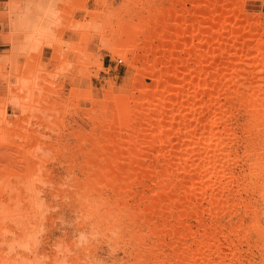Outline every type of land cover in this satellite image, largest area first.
<instances>
[{
  "label": "bare ground",
  "instance_id": "bare-ground-1",
  "mask_svg": "<svg viewBox=\"0 0 264 264\" xmlns=\"http://www.w3.org/2000/svg\"><path fill=\"white\" fill-rule=\"evenodd\" d=\"M60 1L0 0V84L6 85L0 95V264H102L91 244L94 233L57 242L51 252L40 249L51 158L49 146L28 127L37 120L53 128L41 114L52 101L36 92L43 86L38 66L24 62L61 48ZM170 1L155 8L156 15L149 7L138 24L115 29L119 36L108 50L129 54L135 76L129 93H116L109 82L103 98L89 99L100 104L99 112L90 105L95 126L116 144L100 146L104 156L95 167L114 192L116 215L130 222L132 264H243L235 239L249 242V229L264 233L255 217L259 208L248 197L255 194L264 204V0L250 9L245 0ZM70 25L84 30L86 40L104 32L92 21ZM239 108L245 113L241 133L233 124ZM18 122L24 130L11 128ZM90 189L78 198L81 207L90 203ZM129 196L138 198L137 206ZM239 206L252 214L248 226L242 218L223 222ZM92 214L81 213L78 227ZM141 227L158 237L149 249ZM76 248L87 259L69 258Z\"/></svg>",
  "mask_w": 264,
  "mask_h": 264
},
{
  "label": "rangeland",
  "instance_id": "rangeland-1",
  "mask_svg": "<svg viewBox=\"0 0 264 264\" xmlns=\"http://www.w3.org/2000/svg\"><path fill=\"white\" fill-rule=\"evenodd\" d=\"M175 1L182 0H173ZM257 1L245 0V7L254 8ZM170 2V0H61L58 8L60 15L63 16L61 17L63 24L57 32V40L62 45L61 48L54 51L46 48L38 60L31 59L32 62L28 59L27 63L24 62L29 68L32 64L38 66L35 72L39 75L43 85L41 90L44 92L40 89L36 92L41 94L44 101L47 100L46 103H51L50 108L45 109L41 114L44 116L47 114L45 118L51 120L54 128L41 127L38 125L40 121L37 120H33L29 127L27 125L30 132L40 135L42 141L49 146L48 156L51 158L46 164L47 175H44L45 179L49 176L47 179L51 181L46 179L45 181L50 183L44 184L43 201L47 211L42 225L44 234L40 244L41 251L51 252L57 242L75 241L81 232L86 236L94 233L97 237L91 244H97L96 253L100 263L132 264L135 261L134 252H131L134 240L130 222L126 214L121 217L116 215L118 208L114 192L109 181L95 167L100 155L104 156L99 150L100 146L110 144L115 147L116 144L111 142V138L103 135V127L95 126L91 118L90 105L93 104L92 108L99 112L100 104L91 103L89 99L103 98V92L109 82L114 84L116 93L121 90L129 93L130 83L135 76V69L128 65L129 54L126 57L123 54H112L108 50L114 37L119 36L120 31L115 34V29L131 23L138 24L141 18L149 15V7L154 9L156 15L159 10L155 8H166ZM186 6L191 8L190 2H187ZM76 21L79 23L92 21L103 27L104 32L100 36L93 35L95 37L86 40V34L82 33L84 30L73 29L70 25ZM119 57L123 59L121 62L117 60ZM27 66H23L24 69L27 70ZM151 80L147 77L145 82L151 83ZM45 84L51 85L50 88L48 89L49 86ZM52 85L54 88L50 91ZM5 91L6 85L0 84V95H4ZM11 110L9 109V113L13 115L8 117L13 119L15 113ZM244 117L242 108L235 110L233 124L237 125L238 133H241L239 123ZM18 124L20 125L19 122ZM19 125H12L11 128L24 130V126L22 128ZM10 131L8 132L12 134L13 131ZM241 140L238 141L237 146L240 154L243 150ZM88 161L89 165L85 166ZM239 169L243 170L240 165L236 167V170ZM136 187L133 185V189ZM89 189L93 190L90 203L81 207L78 198L80 199L82 192ZM248 197L259 208L255 217L264 232V212H262L264 204L255 194L249 193ZM137 200L136 196L128 198L132 207L137 206ZM81 213L93 214L91 220L78 227ZM251 215L245 214L244 208L239 206L231 217L226 215L222 220L228 223L231 219L233 224H236L242 218L243 224L247 227L252 219ZM97 222L99 226H91ZM191 222L195 224L193 219ZM225 230L228 231V228ZM141 233L144 235V248L149 249L151 243L156 242L158 237L150 234L143 227ZM248 235L249 242L235 239L243 264H264V233L258 234L254 229H249ZM232 236L236 238L235 235ZM112 237H118L114 244ZM222 241L224 244L227 242L226 239ZM111 246H115L114 252ZM163 249L166 254L169 252L167 247L164 246ZM68 257L79 260L86 258L82 248H76L68 254Z\"/></svg>",
  "mask_w": 264,
  "mask_h": 264
},
{
  "label": "built area",
  "instance_id": "built-area-1",
  "mask_svg": "<svg viewBox=\"0 0 264 264\" xmlns=\"http://www.w3.org/2000/svg\"><path fill=\"white\" fill-rule=\"evenodd\" d=\"M117 60H118L119 62H121L123 59H122L121 57H119Z\"/></svg>",
  "mask_w": 264,
  "mask_h": 264
}]
</instances>
